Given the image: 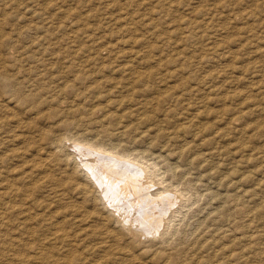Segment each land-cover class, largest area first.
Here are the masks:
<instances>
[{"label":"rangeland","instance_id":"1","mask_svg":"<svg viewBox=\"0 0 264 264\" xmlns=\"http://www.w3.org/2000/svg\"><path fill=\"white\" fill-rule=\"evenodd\" d=\"M0 55V184L51 165L21 193L60 201L29 212L67 218L71 264H264V0H0ZM114 142L181 199L158 236L130 234L132 202L102 200L80 163Z\"/></svg>","mask_w":264,"mask_h":264},{"label":"bare ground","instance_id":"2","mask_svg":"<svg viewBox=\"0 0 264 264\" xmlns=\"http://www.w3.org/2000/svg\"><path fill=\"white\" fill-rule=\"evenodd\" d=\"M123 65H125V64L123 63ZM122 66H121V69H122ZM126 66H128V67H130L132 69L131 65L127 64ZM128 76L130 77V75H128ZM109 121H111V119ZM112 121L115 122L114 120H112ZM93 122H96V121H93ZM109 125H112V124H109ZM16 126H19V125H16ZM117 129H118V127H117ZM109 130L110 129H108L106 131L108 132ZM112 132L109 133V137H110V139L113 140V139L116 138V136L118 137L119 135H118L117 131H115L113 133ZM102 134H104V133H102ZM125 134L128 135L127 133H125ZM17 135H18V133H17ZM157 138H159V137H157ZM126 140H128V139H126ZM5 141H7V140H5ZM88 141H90V140H88ZM116 141H118L117 138H116ZM129 141L130 140H128V142ZM133 141H135V140H133ZM85 142H87V141H85ZM96 142H98V141H96ZM114 143L113 144L111 143V145H114ZM154 143H156V142H154ZM115 144L116 145H114L113 147L111 146V148H110V152L109 153H111L112 156L111 155H109V156L103 155V153L109 151V150H107V149H109L108 147H107V149H105V148L104 149L96 148L95 151L99 150L100 152L91 151L93 149H91V150L86 149V151L84 153H85V155L86 154L87 155H86V157L84 159L82 158V160H80V163H81V165H83V167H84L83 169H85L86 172H88V174H90L91 179H93L97 183V185H99L101 187L100 188V190H101L100 192H102V195H101V196H103L102 200H106V201L107 200H112L113 203L115 204L117 201L120 200V198H122L121 199L122 204L125 201H131L132 202L134 213H136V215L133 213V215L131 214L129 217H125L126 215L122 212V210L119 211V212H115L116 215L120 218V221H122V224L130 232V234H132L135 238H137L139 240L143 239L144 235L150 236V237L151 236H158L160 233L158 234L156 230H159L161 228V226L164 224V222L170 218L171 213L180 204L181 199L176 194H172V193H169L165 197L157 196L158 192L157 193L154 192V188L153 187H155V186L152 184V183H154L153 181H155V176H157L155 171L159 172L158 170H156L157 169L156 165H155L156 162L153 165L152 162L148 161V159H147L148 157L146 159H147L148 162L151 163L150 165L148 163L147 164L143 163V161H141V159H136V158L131 159V158L134 157V155H135L134 153H133L134 154L133 157H132V155H130L131 156V158H130V156L128 155L129 152L125 153L124 150L117 149V146H123L124 144H122V145L120 143H115ZM7 145H8V142H7ZM7 145L4 148H6ZM109 145H110V142H109ZM156 145H157V143H156ZM94 146H95V144H94ZM127 146H126V148H127ZM79 149H80V151L82 150L81 147ZM124 149H125V147H124ZM130 150L131 149H128V151H130ZM10 152H12V151H9V153ZM168 152H170V151H168ZM53 153L54 152H52V155H53ZM151 153H153V152H151ZM9 156L11 157L12 155H9ZM135 156H138V155H135ZM152 156H154V155H152ZM140 157H143V156L140 155ZM2 158H0V159H2ZM122 158L123 159L124 158L125 159H127V158L131 159L132 162L129 163V162L123 161ZM14 159H15V157H14ZM161 159H163V158H161ZM150 160H151V156H150ZM156 160L158 161L159 157ZM68 161H69V159H68ZM144 161H146V160H144ZM159 162H163V161L161 160ZM25 163L26 162H24V164ZM0 165H1V163H0ZM4 167H5V165H4ZM12 168H14V167H12ZM26 168L23 171L24 182L22 184H20V185L23 186L22 188L17 187L19 184L17 185L15 182H10L9 179H6L5 180L6 182L5 181L3 182L4 184H0V264H71L75 260L74 256L72 255L73 252H72V248H71L73 246V242L75 241V240H73L74 239L73 237H75V235H74V233H71L70 230H67V227H66L67 218L65 217L61 221H54L52 219V217H51L50 218L51 220L48 222L47 218H40V217L38 218L37 216L40 215L39 213L33 214V213L29 212V208L31 207V205H35V206L40 207V208H45V207H49L50 205H52L53 204L52 202H60V201H58L56 199H51V201L49 199H47L49 201H44V200H40L39 198H37L35 196H34L35 198H32V194H31L32 192L29 191L30 193H27L28 192L27 190L24 191L23 193H21L23 191V188H26L29 180H34V183H33V184H35V186H34L35 189L34 190H37V188H38V190H41V186H39L38 183H37V182H39V178L38 177L41 178V177H43V175H46V176H49L50 178H52L51 177V170H50L51 165H49L48 163H44L41 160V162L39 161V162H36V163L29 164L28 168L27 169ZM154 168H155V171H154ZM21 170H23V169H21ZM18 172H21V171H18ZM75 172L72 173V175L75 174ZM6 173L8 174L9 171H7ZM21 174H22V172H21ZM160 174H161V172H160ZM0 175H1V173H0ZM161 175H163V174H161ZM20 177L21 176L19 174L18 178H20ZM9 178H10V176H9ZM163 179H164V177H163ZM159 180H160V178H159ZM14 181H15V179H14ZM90 182H92V180ZM161 182H163V181H161ZM78 183H79V181H78ZM52 184H54V183H52ZM72 184H73V181H72ZM80 184H82V183H80ZM87 185H89V183ZM56 187H57V190H55V192L52 190V192H54V196L55 197L60 198V196H62L63 193L65 194L66 191L63 189L61 184L60 185H56ZM59 187H60V189H58ZM77 188H79V187H77ZM96 188L99 189L98 187H96ZM74 190H76V187L74 188ZM83 192H85V191H83ZM88 192H89V190H88ZM16 195L21 198V200H19L20 202H17L18 199L17 200L14 199V196L16 197ZM183 195L184 194L182 193V196ZM114 200H116V202ZM106 201H105V203H106ZM43 202L44 203L47 202V203L45 205H43ZM26 203L29 204V205L27 206V208H24L23 205L26 204ZM119 203H120V201H119ZM145 203L149 204L148 205L149 208H147L146 212L143 213L142 210L144 208V204ZM122 204L120 203V205H122ZM17 209L19 210L18 213L16 212ZM65 209H67V208H65ZM151 209L153 211H151V213H149V210H151ZM117 210H119V209H117ZM70 214H72V215L74 214L75 215L74 209H73V211L71 210ZM64 215H66V213ZM85 215H87V214H82L80 216L75 215L74 217L78 218V220L80 222H85V221L87 222V220H88L87 217L88 216H85ZM90 215H89V217H90ZM143 215L148 216L147 219H149V220L152 219V223L147 224V225L145 223H143V221H142ZM30 219H37L38 221L36 223L39 224L38 227L28 224ZM17 220H21L20 223L23 224V228L20 229L19 225L15 224V221H17ZM111 221H112V219H111ZM89 225L90 224L85 223L84 227L81 228L80 231L82 232L83 230H85V232H87ZM6 226H7L8 230L13 229L12 234L9 233V231L7 232V231H3L1 229L2 227H6ZM15 227H16V230H15ZM106 229H107V226H106ZM86 236H87V233H86ZM144 239H145V236H144ZM57 247H58V250L56 249ZM59 248H61L63 250L61 252H59V250H60ZM54 249L57 250V251L55 252Z\"/></svg>","mask_w":264,"mask_h":264}]
</instances>
